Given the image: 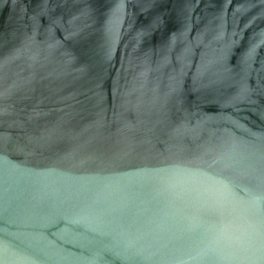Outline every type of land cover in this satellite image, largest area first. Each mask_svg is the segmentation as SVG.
I'll return each instance as SVG.
<instances>
[{
  "label": "water",
  "instance_id": "water-1",
  "mask_svg": "<svg viewBox=\"0 0 264 264\" xmlns=\"http://www.w3.org/2000/svg\"><path fill=\"white\" fill-rule=\"evenodd\" d=\"M0 264H264V0H0Z\"/></svg>",
  "mask_w": 264,
  "mask_h": 264
}]
</instances>
